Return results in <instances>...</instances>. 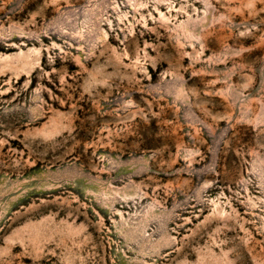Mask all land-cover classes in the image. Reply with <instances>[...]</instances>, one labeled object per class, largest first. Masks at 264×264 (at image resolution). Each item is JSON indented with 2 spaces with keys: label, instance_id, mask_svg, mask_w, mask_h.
Listing matches in <instances>:
<instances>
[{
  "label": "rangeland",
  "instance_id": "1",
  "mask_svg": "<svg viewBox=\"0 0 264 264\" xmlns=\"http://www.w3.org/2000/svg\"><path fill=\"white\" fill-rule=\"evenodd\" d=\"M0 264H264V0H0Z\"/></svg>",
  "mask_w": 264,
  "mask_h": 264
}]
</instances>
